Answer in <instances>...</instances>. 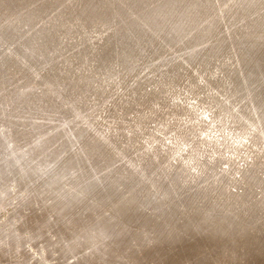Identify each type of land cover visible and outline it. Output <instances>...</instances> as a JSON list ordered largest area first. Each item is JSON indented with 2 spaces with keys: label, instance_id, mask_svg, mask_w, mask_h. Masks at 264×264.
I'll return each mask as SVG.
<instances>
[{
  "label": "rangeland",
  "instance_id": "1",
  "mask_svg": "<svg viewBox=\"0 0 264 264\" xmlns=\"http://www.w3.org/2000/svg\"><path fill=\"white\" fill-rule=\"evenodd\" d=\"M0 264H264V0H0Z\"/></svg>",
  "mask_w": 264,
  "mask_h": 264
}]
</instances>
